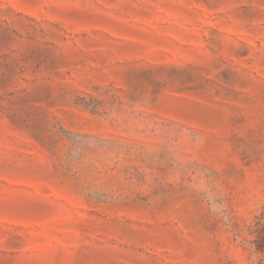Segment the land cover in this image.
Segmentation results:
<instances>
[{
	"label": "rangeland",
	"instance_id": "rangeland-1",
	"mask_svg": "<svg viewBox=\"0 0 264 264\" xmlns=\"http://www.w3.org/2000/svg\"><path fill=\"white\" fill-rule=\"evenodd\" d=\"M0 264H264V0H0Z\"/></svg>",
	"mask_w": 264,
	"mask_h": 264
}]
</instances>
